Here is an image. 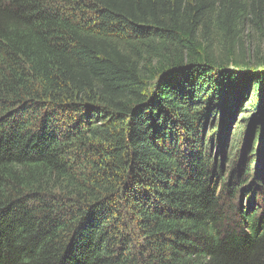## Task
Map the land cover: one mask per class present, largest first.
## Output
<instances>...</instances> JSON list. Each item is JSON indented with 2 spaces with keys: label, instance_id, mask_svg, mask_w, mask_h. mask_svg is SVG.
<instances>
[{
  "label": "trees",
  "instance_id": "trees-1",
  "mask_svg": "<svg viewBox=\"0 0 264 264\" xmlns=\"http://www.w3.org/2000/svg\"><path fill=\"white\" fill-rule=\"evenodd\" d=\"M56 1L0 0V264H264V0Z\"/></svg>",
  "mask_w": 264,
  "mask_h": 264
},
{
  "label": "rangeland",
  "instance_id": "rangeland-1",
  "mask_svg": "<svg viewBox=\"0 0 264 264\" xmlns=\"http://www.w3.org/2000/svg\"><path fill=\"white\" fill-rule=\"evenodd\" d=\"M56 2L63 4L64 0H58ZM239 43L244 45V54L246 60L250 63V71H264V30L259 32L256 29L249 28ZM247 107L243 110L244 115L238 117L239 122L251 115L250 109ZM243 126L244 123L239 124L233 134H239ZM136 242L137 239L134 240V244Z\"/></svg>",
  "mask_w": 264,
  "mask_h": 264
},
{
  "label": "water",
  "instance_id": "water-1",
  "mask_svg": "<svg viewBox=\"0 0 264 264\" xmlns=\"http://www.w3.org/2000/svg\"><path fill=\"white\" fill-rule=\"evenodd\" d=\"M246 150H249L248 145H245V146L243 147L242 152H245Z\"/></svg>",
  "mask_w": 264,
  "mask_h": 264
}]
</instances>
